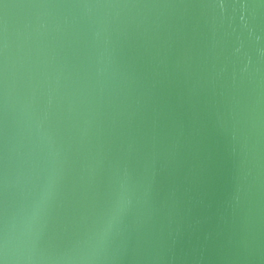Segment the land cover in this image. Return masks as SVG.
Returning <instances> with one entry per match:
<instances>
[{"label":"water","instance_id":"obj_1","mask_svg":"<svg viewBox=\"0 0 264 264\" xmlns=\"http://www.w3.org/2000/svg\"><path fill=\"white\" fill-rule=\"evenodd\" d=\"M0 264H264V0H4Z\"/></svg>","mask_w":264,"mask_h":264},{"label":"snow or ice","instance_id":"obj_2","mask_svg":"<svg viewBox=\"0 0 264 264\" xmlns=\"http://www.w3.org/2000/svg\"><path fill=\"white\" fill-rule=\"evenodd\" d=\"M4 4V0H0V5H3Z\"/></svg>","mask_w":264,"mask_h":264}]
</instances>
